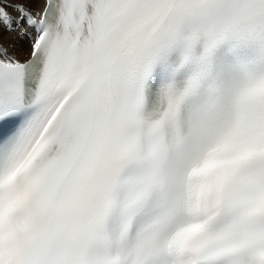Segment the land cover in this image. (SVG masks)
I'll list each match as a JSON object with an SVG mask.
<instances>
[{"label": "snow or ice", "instance_id": "6c2138e0", "mask_svg": "<svg viewBox=\"0 0 264 264\" xmlns=\"http://www.w3.org/2000/svg\"><path fill=\"white\" fill-rule=\"evenodd\" d=\"M0 264H264V0H0Z\"/></svg>", "mask_w": 264, "mask_h": 264}, {"label": "bare ground", "instance_id": "6f19581e", "mask_svg": "<svg viewBox=\"0 0 264 264\" xmlns=\"http://www.w3.org/2000/svg\"><path fill=\"white\" fill-rule=\"evenodd\" d=\"M3 41L6 46L10 48V50H15L16 54L20 56L21 58L23 57L22 55H27L28 51L25 49L24 51H21V47L17 39L14 37L13 34L10 33H4L3 35ZM17 45L20 49H17ZM23 59V58H22Z\"/></svg>", "mask_w": 264, "mask_h": 264}, {"label": "rangeland", "instance_id": "374dc122", "mask_svg": "<svg viewBox=\"0 0 264 264\" xmlns=\"http://www.w3.org/2000/svg\"><path fill=\"white\" fill-rule=\"evenodd\" d=\"M17 49H20V48L18 47V45H17ZM20 50H21V51H24L25 49H24V48H21Z\"/></svg>", "mask_w": 264, "mask_h": 264}]
</instances>
